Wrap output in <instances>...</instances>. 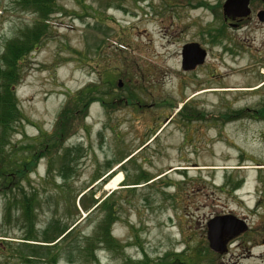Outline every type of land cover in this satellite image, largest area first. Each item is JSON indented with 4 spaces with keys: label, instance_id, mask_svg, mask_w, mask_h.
<instances>
[{
    "label": "rangeland",
    "instance_id": "374dc122",
    "mask_svg": "<svg viewBox=\"0 0 264 264\" xmlns=\"http://www.w3.org/2000/svg\"><path fill=\"white\" fill-rule=\"evenodd\" d=\"M224 1L56 0L60 9L49 17V33L21 65L15 89L21 118L2 152L14 151L23 162L31 145L35 151L44 136H53L78 90L88 84L99 90L87 114L76 106L72 134L13 183L12 196L22 189L38 195V236L53 220L77 225L58 244L61 252L74 251L72 260L59 264L125 258L155 264L167 253L196 254L192 264H264V21L255 17L262 5L251 0L254 18L231 28L223 21ZM33 18L15 0H0V52ZM189 43L207 55L184 71L181 50ZM234 72L241 77L232 80ZM130 91L136 100L126 105ZM183 103L189 122L179 115ZM111 171L121 180L105 188L109 179L102 178ZM82 192L86 202L94 201L88 211L78 203ZM5 197L0 192V264H24L17 246L47 245L19 240L25 232L18 215L11 210L10 220L3 219ZM106 202L116 212L112 235L123 250L94 245L90 254L76 255ZM223 214L245 218L248 228L224 255L210 252L205 226L208 216Z\"/></svg>",
    "mask_w": 264,
    "mask_h": 264
},
{
    "label": "trees",
    "instance_id": "16d2710c",
    "mask_svg": "<svg viewBox=\"0 0 264 264\" xmlns=\"http://www.w3.org/2000/svg\"><path fill=\"white\" fill-rule=\"evenodd\" d=\"M15 2L22 11L29 12L34 16V18L30 25H25L24 27L19 28L15 33V36L6 40L0 52V192L1 194L6 195L5 200H8L9 202L5 205L3 219L4 221L10 220L12 216L11 210H13V212L18 215L15 220L17 225H21L22 231L25 232L19 240L21 242H34L47 245L28 246L26 243H22L17 246L16 249L19 251H17V253L20 256L19 258L24 260V264H59L62 259H66L71 262L72 259L70 258H72L74 251L67 252V247H65V250L61 252L58 250V246L61 245L59 244L60 242L65 243L66 239L72 236L74 231H76L75 229L77 225L73 224L65 226L61 225L59 220H53L46 228L47 230L42 234V237L38 236V231L35 228L37 210L40 208L38 207V195L36 192L29 194L24 193L21 188L22 190L19 191L16 196H12V190L15 188L13 183L15 177H22L26 168L28 173L34 172L35 164L39 161V159L45 157L47 151L49 153L51 149L56 148L57 144L62 142L65 134L66 136L72 134L71 121L76 117L75 112H77V107L81 106V110L84 111V115L85 113L87 114L89 106L95 102L94 95L96 93L99 94V90L92 84H88L78 90L75 95L69 99L68 104L60 112L53 136L49 138L44 136V138H46L45 144H36L35 151H33L31 145L27 150V157H24L23 162L17 161V154L14 151H7L6 153L2 152V149L5 146H9L11 144L10 136L15 132L13 124H17L21 118L15 95V89L22 80L21 65L25 56L37 49L40 43H42V40H44L47 36L49 33V26L47 25L49 17L56 14V12L58 13V10L60 9L56 0H15ZM113 79L114 77L112 79L105 77V80L108 83H111ZM106 95H108V93H106ZM135 96V93L130 91L129 96L123 99L124 103L127 105L133 100H136ZM100 101L103 106L108 109L109 104L105 101ZM104 103L106 104L104 105ZM115 105V103H112L109 109L114 108ZM184 106L185 103H183L178 110L180 112L179 115H182L185 118L184 120L189 122V118L191 117L187 114ZM50 144L52 145L51 147ZM133 152L125 158L120 159L117 164H120L124 161V159L129 158ZM27 164H31V166L27 167ZM107 164V169L110 170L112 163ZM49 167H51V165ZM66 173H68V171H66ZM60 176L64 179L68 177L67 175H64L63 172L60 173ZM100 178H102V176ZM150 180L151 179L146 180V182H149ZM138 184L140 183H135L134 185ZM85 194L86 193L84 192L79 194L78 203H81L83 209L88 211L94 201H91V204L86 202L84 200ZM103 206L106 213L97 223L98 226L94 230L93 234L91 236H83L80 239L83 241V244H79L78 251L75 253L76 255H78V252L81 250L83 253L90 254L89 252H92L94 245L108 251L113 250V248H116L115 250H118V248L123 250L121 242H119V239L112 235L111 231L112 225L118 221L116 212H114V207L107 202L104 203ZM67 245L72 249H76L70 246V243H67ZM62 253L66 255L64 258ZM196 258H198L196 254L190 255V253H188L186 256L185 254L177 255L174 253H167L164 256V260H160L155 264H192V261ZM95 264H98L97 261ZM120 264L133 263L127 261L125 258ZM138 264L153 263H150L148 260H144L142 263Z\"/></svg>",
    "mask_w": 264,
    "mask_h": 264
},
{
    "label": "water",
    "instance_id": "95a60500",
    "mask_svg": "<svg viewBox=\"0 0 264 264\" xmlns=\"http://www.w3.org/2000/svg\"><path fill=\"white\" fill-rule=\"evenodd\" d=\"M264 3V0H261ZM249 0H226L223 3V14L226 17H246L250 11ZM259 21H264V10L257 13ZM206 52L195 43H189L182 47L181 66L184 71L193 70L205 60ZM119 86L121 83L118 84ZM243 220L228 214L211 219L207 223V240L209 248L216 253H224L228 241L245 231Z\"/></svg>",
    "mask_w": 264,
    "mask_h": 264
},
{
    "label": "flooded vegetation",
    "instance_id": "af4514ba",
    "mask_svg": "<svg viewBox=\"0 0 264 264\" xmlns=\"http://www.w3.org/2000/svg\"><path fill=\"white\" fill-rule=\"evenodd\" d=\"M259 1H260V0H259ZM260 3H261V1H260ZM261 5H262V8H260V9H264V4L261 3ZM248 8H249V11H250L249 16H247V17H245V18H239V17H235V18H232V17H230V18H226L225 16H223V17H224V18H223V21H226L227 24H228L231 28L239 27V26L242 25L243 23L246 24L247 21H249L250 19L254 18L253 16H254V14H255V10L252 8L251 0H249ZM255 17H256V14H255ZM253 212H254V214H256L255 211H253ZM216 216H218V215H214V216L210 215V216H208V217H207V220H206V225H207V223H208V221H209L210 219H212V218H214V217H216ZM244 220H245V219H244ZM206 225H205V226H206ZM263 231H264V228H263ZM246 232H247V231H246ZM244 234H245V233H244ZM244 234H243V235H244ZM261 238L264 239V235L259 236V240H260ZM236 239H238V237H237ZM262 242H264V240H263ZM227 252H228V250H227ZM227 252H226V253H227ZM226 253H225V254H226ZM223 255H224V254H223Z\"/></svg>",
    "mask_w": 264,
    "mask_h": 264
},
{
    "label": "bare ground",
    "instance_id": "6f19581e",
    "mask_svg": "<svg viewBox=\"0 0 264 264\" xmlns=\"http://www.w3.org/2000/svg\"><path fill=\"white\" fill-rule=\"evenodd\" d=\"M263 75H264V70H263V73H262ZM241 77V75H240V72H234V75H233V79L232 80H235V79H238V78H240ZM245 89V88H244ZM246 90H248V89H246ZM121 180V175L120 174H116V175H114L106 184H105V188H109L110 187V185H113L114 183H116V182H118V181H120Z\"/></svg>",
    "mask_w": 264,
    "mask_h": 264
}]
</instances>
